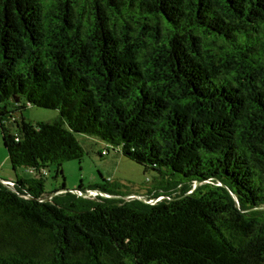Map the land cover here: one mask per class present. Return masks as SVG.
Listing matches in <instances>:
<instances>
[{"label": "trees", "instance_id": "obj_1", "mask_svg": "<svg viewBox=\"0 0 264 264\" xmlns=\"http://www.w3.org/2000/svg\"><path fill=\"white\" fill-rule=\"evenodd\" d=\"M0 134V264H264V0H0ZM74 134L184 182L46 194Z\"/></svg>", "mask_w": 264, "mask_h": 264}, {"label": "rangeland", "instance_id": "obj_2", "mask_svg": "<svg viewBox=\"0 0 264 264\" xmlns=\"http://www.w3.org/2000/svg\"><path fill=\"white\" fill-rule=\"evenodd\" d=\"M17 123L21 118L31 125L36 123H50L57 119L58 112L26 106L20 113H14ZM9 120V119H8ZM10 132L15 126L7 124ZM83 149V156L79 161H66L60 167L48 165L43 174L44 193L75 194L79 188L85 191L94 185H106L109 190L120 196L146 197L149 193H170L176 185L183 183L181 176L170 175L165 169L162 173L155 170L144 171L143 167L122 155L120 149L111 147L100 139L83 134H74ZM60 173H57V171ZM0 176L14 180L10 169L6 151L0 134ZM18 175L32 178L34 175L18 169ZM80 195V194H77Z\"/></svg>", "mask_w": 264, "mask_h": 264}, {"label": "crops", "instance_id": "obj_3", "mask_svg": "<svg viewBox=\"0 0 264 264\" xmlns=\"http://www.w3.org/2000/svg\"><path fill=\"white\" fill-rule=\"evenodd\" d=\"M0 180H2V181H12L13 179H10V177L9 178H4V177L0 176Z\"/></svg>", "mask_w": 264, "mask_h": 264}, {"label": "water", "instance_id": "obj_4", "mask_svg": "<svg viewBox=\"0 0 264 264\" xmlns=\"http://www.w3.org/2000/svg\"><path fill=\"white\" fill-rule=\"evenodd\" d=\"M74 193L77 194L76 192H74ZM56 194H58V192H56L54 195H56ZM54 195H53V196H54ZM28 198H29V197H28ZM29 199H31V198H29ZM44 201H48V200H44Z\"/></svg>", "mask_w": 264, "mask_h": 264}, {"label": "built area", "instance_id": "obj_5", "mask_svg": "<svg viewBox=\"0 0 264 264\" xmlns=\"http://www.w3.org/2000/svg\"><path fill=\"white\" fill-rule=\"evenodd\" d=\"M7 184V183H6ZM90 195H95V193H90Z\"/></svg>", "mask_w": 264, "mask_h": 264}]
</instances>
